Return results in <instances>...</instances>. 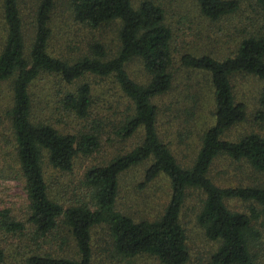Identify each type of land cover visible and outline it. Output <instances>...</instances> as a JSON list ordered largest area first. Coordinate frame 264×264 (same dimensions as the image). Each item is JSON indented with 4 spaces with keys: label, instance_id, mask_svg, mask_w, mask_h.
Returning a JSON list of instances; mask_svg holds the SVG:
<instances>
[{
    "label": "trees",
    "instance_id": "trees-1",
    "mask_svg": "<svg viewBox=\"0 0 264 264\" xmlns=\"http://www.w3.org/2000/svg\"><path fill=\"white\" fill-rule=\"evenodd\" d=\"M61 1L76 23L92 29L112 28L116 49L93 41L76 57L52 55L48 50L51 18ZM194 2L212 23L232 16L240 4L238 0ZM22 4L23 0H0V83L5 90L0 109L8 120L6 130H10L13 149L12 163L4 167L22 181L25 221L34 243L41 248L48 239L60 241L54 252L20 251L22 264H98L93 238L99 230L104 231L113 256H147L160 264H187L190 258L182 218L190 197L196 198L191 207L196 224L207 239L217 242L208 264H258L264 257V236L254 227L264 217V182L259 179L264 177V0L249 4L255 15L252 23L258 19L261 28L246 29L248 25L243 24L238 29L242 34L235 37L226 55L182 53L178 66L171 50L173 32L155 0H37L28 23ZM132 62H139L143 80L129 75L127 66ZM178 69H184L193 82L187 88L195 92L185 89L181 97L172 98ZM237 75L260 81L258 106L251 117L261 131L233 132L247 118L244 103L235 96L232 79ZM89 76L108 80L124 104L120 124L105 123L103 128L133 143L106 163L84 171L80 183L86 199L62 201L52 195L51 174H46L42 162L68 173L78 155L88 156L100 146L98 122L77 133H63L55 127L56 115L68 114L72 120H88L93 115L92 87L84 81ZM41 80L45 82L38 85ZM198 89H204V94L197 93ZM181 127L190 130L182 135ZM195 132V153L190 162L182 164L161 133L182 141ZM220 157L228 164L246 165L259 178L236 186L216 184L209 171ZM143 162L138 187L160 176L167 181L166 199L154 215H132L117 206L120 174ZM229 200L246 203V211L231 209ZM0 226L18 235L25 231L23 222L9 217L6 210H0ZM47 248L52 247L47 244ZM3 258L0 248V263Z\"/></svg>",
    "mask_w": 264,
    "mask_h": 264
},
{
    "label": "rangeland",
    "instance_id": "rangeland-1",
    "mask_svg": "<svg viewBox=\"0 0 264 264\" xmlns=\"http://www.w3.org/2000/svg\"><path fill=\"white\" fill-rule=\"evenodd\" d=\"M36 1L23 0L21 9L25 23L32 21V13ZM155 1L163 7L166 24L173 32L171 50L175 66H178V58L182 53H191L193 55L205 53L213 57L226 55L228 48L234 46V41H237V36L240 37L242 34L238 29H242L243 24L245 26L248 25L246 29L256 27L257 30L261 28L257 22L258 19L255 20L254 24L252 23L255 17L254 12L249 10V4L252 3V0H238L240 4L236 13L232 16L221 18L214 23L199 13L194 0ZM66 9L64 2L61 1V4H56L52 14V36L48 46V50L52 55L62 58L76 57L80 52L87 51L88 43L91 44L93 41H98L105 48L116 49V38L112 28L92 29L76 23L68 16ZM235 37L237 38L235 39ZM78 48H80V51H78ZM127 70L129 75L137 81L144 79V73L139 62L130 63L127 66ZM176 75L177 78H175L170 90L172 98L175 95L181 97L187 90L195 92V89L187 88V85L190 87L193 82L188 79L184 69H178ZM81 81L83 80H79V82ZM84 81H88L92 87L91 95L96 108L92 113L93 115L88 120H72L68 114L56 115L55 117H58V119L55 122V127L63 133H77V131H84L89 126H96L95 122H98L99 127L102 129L101 141L98 149L92 154L88 156L78 155L74 159L72 170L68 173L52 170L46 166L45 162H42L46 174H51L48 181L51 184L52 195L62 201L63 199L73 200L75 197L86 199L85 195H87V192L83 190L80 183L84 171L92 165L106 163L117 154L128 150L133 143L128 138L121 140L112 135V130L103 128L105 123L120 124V118L124 115V104L116 96L115 91L112 89V84L108 80L94 78L93 76L85 77ZM42 82H45V80L39 81L38 85ZM232 83L236 98L244 103L247 112L246 121L237 124L233 128V132H240L249 128L252 131H261L262 127H259V124L255 123L252 119L253 117H251L258 106L257 98L260 81L251 76L237 75L232 79ZM3 85L4 83H0V89L2 90L0 95L5 93ZM196 92L204 94V89H198ZM6 96L7 94L4 97ZM164 100L167 101L169 99ZM204 111L207 113V110ZM90 120L94 123L90 124ZM7 125L8 120L0 109V169L3 168L5 170L3 172L0 171V210H6L9 217L23 222L25 231L22 235H18V232H8L0 226V248L4 250V258L0 264H22L23 260L20 255L24 252H54V250H57V245L60 244V241L56 237L51 238V240L48 239V242L42 244L40 248L32 240L31 229L25 221L27 208L22 181L15 171L9 173L6 171L7 167H4L6 164L12 163L13 151L11 133L9 129L6 130ZM181 130L183 135V133L186 134L190 130V127L188 129L181 127ZM194 131L197 132L198 129ZM196 132L188 135L182 141H178L172 134L164 135L161 133V138L166 143L168 142L167 145L177 161L187 164L191 161L195 148H197ZM145 165L146 162H143L127 169L120 174L118 179L120 193L117 206L132 215L136 213H152L154 215L157 210L161 209L160 206L166 199L167 181L164 176L158 177L153 183L148 184L144 188L138 187ZM209 176L220 186H236L247 183L249 178L258 177L259 175L254 174L242 163L228 164L223 157H220L212 163ZM259 179L260 183L264 182V177ZM195 202L196 198H189L188 202H186L187 209L182 218L190 258L187 264H208L209 256L215 250L217 242L207 239L201 228L196 224L194 212L191 210ZM227 204L233 210L246 211L247 204L242 201L229 200ZM254 227L259 229L262 236H264L263 216L256 220ZM93 240L96 243L95 251L98 264H160L157 260L147 256L134 258L113 256L108 244L109 241L103 230L96 231ZM40 241L41 239L37 243H40ZM47 244L52 248L48 249ZM260 246L258 247L260 248ZM20 251H22L21 254ZM260 261L264 263V257L261 256L257 263L259 264Z\"/></svg>",
    "mask_w": 264,
    "mask_h": 264
}]
</instances>
